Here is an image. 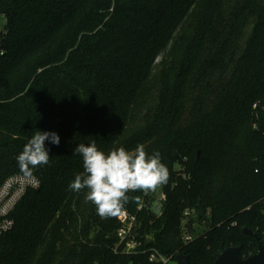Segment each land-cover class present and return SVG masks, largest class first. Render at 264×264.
<instances>
[{"label": "trees", "instance_id": "obj_1", "mask_svg": "<svg viewBox=\"0 0 264 264\" xmlns=\"http://www.w3.org/2000/svg\"><path fill=\"white\" fill-rule=\"evenodd\" d=\"M0 15V183L41 181L0 239V264H162L154 253L215 264L230 246L258 252L264 0H0ZM37 130L60 145L21 173L15 157ZM91 141L105 152L143 144L169 169L166 185L128 193L121 213L136 224L122 244L121 213L101 218L86 189L68 188L83 171L73 149Z\"/></svg>", "mask_w": 264, "mask_h": 264}, {"label": "clouds", "instance_id": "obj_2", "mask_svg": "<svg viewBox=\"0 0 264 264\" xmlns=\"http://www.w3.org/2000/svg\"><path fill=\"white\" fill-rule=\"evenodd\" d=\"M60 140L55 131L37 130L15 157L20 172L30 174L48 165V146H59ZM73 155L82 159L83 171L75 175L68 188L76 193L86 189V202L101 218L119 215L129 202V192L155 191L169 181V169L160 153L148 154L143 144L132 150L120 146L105 152L91 141L79 143Z\"/></svg>", "mask_w": 264, "mask_h": 264}, {"label": "built area", "instance_id": "obj_3", "mask_svg": "<svg viewBox=\"0 0 264 264\" xmlns=\"http://www.w3.org/2000/svg\"><path fill=\"white\" fill-rule=\"evenodd\" d=\"M41 187V181L36 177L25 175H13L8 177L4 182L0 183V239L11 231L15 226V220L13 213L18 205L22 202L28 192L32 190H38ZM166 200V196L162 195L158 201L161 204ZM141 209V208H140ZM160 209V205L157 206ZM186 217H191L195 213L192 210L185 211ZM119 220L122 224V228L119 230L118 235L121 240V244L127 240L133 233V229L136 224V218L130 216L127 212H123L119 215ZM191 236H186L185 241H191ZM135 243H128V251L135 249ZM151 262H161L162 264H177L176 259L165 258L152 254L150 258Z\"/></svg>", "mask_w": 264, "mask_h": 264}, {"label": "water", "instance_id": "obj_4", "mask_svg": "<svg viewBox=\"0 0 264 264\" xmlns=\"http://www.w3.org/2000/svg\"><path fill=\"white\" fill-rule=\"evenodd\" d=\"M175 158H178V153H175ZM246 234L254 235L250 230L244 231ZM177 264H190L189 257L184 255H178L176 257ZM215 264H264V243L258 240V252L244 259L242 257L241 247H228L219 258L216 260Z\"/></svg>", "mask_w": 264, "mask_h": 264}, {"label": "rangeland", "instance_id": "obj_5", "mask_svg": "<svg viewBox=\"0 0 264 264\" xmlns=\"http://www.w3.org/2000/svg\"><path fill=\"white\" fill-rule=\"evenodd\" d=\"M5 25H6V19L3 15H0V34L4 31L5 29ZM162 61V57H160L158 60H157V63L161 62ZM179 156V155H178ZM187 159L186 158H183L182 160H180V162L177 164V170H183V166H184V163ZM153 194H158L157 193H153ZM159 201V200H158ZM159 204L158 202L154 205V207ZM157 209V208H156ZM159 210V209H157ZM188 220L184 221V226L187 225V222ZM192 229L195 231V234L196 235H199V234H202L204 233L206 230H207V226L205 224H201L200 221L197 222L195 224V226H192ZM189 230V229H188ZM119 249L116 248V251H118ZM119 252V251H118ZM132 251H128L127 250H124V253H131Z\"/></svg>", "mask_w": 264, "mask_h": 264}]
</instances>
